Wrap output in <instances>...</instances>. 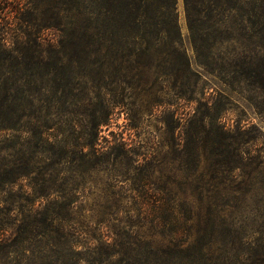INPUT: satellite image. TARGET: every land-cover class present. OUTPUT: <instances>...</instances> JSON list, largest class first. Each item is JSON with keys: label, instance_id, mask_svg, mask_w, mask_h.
<instances>
[{"label": "rangeland", "instance_id": "obj_1", "mask_svg": "<svg viewBox=\"0 0 264 264\" xmlns=\"http://www.w3.org/2000/svg\"><path fill=\"white\" fill-rule=\"evenodd\" d=\"M17 1L23 14L11 16V34L31 40L29 45L38 38L55 55L64 38L58 11L70 0ZM177 3L190 49L184 0ZM30 54L28 61H35ZM65 65L68 72L59 81L31 65L12 92L24 105L23 132L0 135V180L11 178L12 169L24 176L1 182L0 219L11 223L4 243L20 244L0 264H138L137 246L120 236L153 234L155 249L167 248L170 240L160 234L196 242L198 228L190 232L186 224L189 204L202 227L211 216L222 231L232 225L237 237L245 229L264 232V121L255 106L264 100L261 91L214 76L201 83L206 97L214 90L230 97L232 111L222 118L227 128L240 120L249 128L238 140L244 155L236 159L232 137L222 138L220 152L215 131L201 132L199 104L177 98L186 94L184 86L175 88L152 72L127 73L87 60ZM11 205L14 214L7 210ZM219 241L212 260L200 264H231L220 258ZM73 243L75 253L66 251Z\"/></svg>", "mask_w": 264, "mask_h": 264}, {"label": "trees", "instance_id": "obj_2", "mask_svg": "<svg viewBox=\"0 0 264 264\" xmlns=\"http://www.w3.org/2000/svg\"><path fill=\"white\" fill-rule=\"evenodd\" d=\"M17 5V0H0V135L23 132L24 105L22 98L12 92L17 90L24 70L29 71L28 67L35 65L46 70L54 81H59L68 72L65 64L70 62L74 66L87 60L93 65L99 64L100 68L112 66L127 73L152 72L156 78L168 79L175 88L184 86L187 96L177 98L199 104L197 115L201 132L215 131L214 146L220 152L225 145L222 138L232 137L234 157L239 159L244 155L243 145L238 140L249 128L243 126L241 120L231 129L227 128L222 118L232 111L230 97L217 90L206 97L201 83L204 77L214 76L226 84L245 82L264 95V0H184L190 49L184 44L177 0H70L66 9L58 11L59 30L64 38L55 55L49 48L44 50L45 45L42 46L38 38L29 45L31 40L21 42L11 34L15 30L11 16L18 20L23 14ZM17 28L20 34L25 32L23 25L19 27L18 24ZM30 50L35 61H28ZM255 106L264 121V100L255 102ZM8 174L11 178L6 176L5 180H0V185L24 176L14 169ZM194 209L189 204L186 224L190 232L198 228L196 242L185 244L187 242L181 241L179 234H160L163 239L167 236L170 240L167 248L155 249L153 234L145 236L133 231L120 237H126L127 243L137 246L138 264H200L204 258L211 261L212 248L219 239L222 244L218 248L220 258L225 257L227 262L264 264L263 231L249 233L245 229L237 237L232 225L222 231L211 216L202 227V220H198ZM7 210L14 214L12 205ZM213 211L209 206V212ZM1 214L0 209V217ZM0 222L1 260L14 254L20 242L14 239L4 243L11 223L2 218ZM166 223L171 224V221ZM58 226L61 230V220ZM17 227L21 230L24 226ZM254 234L259 235L258 238ZM14 235L18 237L17 232ZM69 248L66 251L74 252V243ZM82 263L84 260H76L74 264Z\"/></svg>", "mask_w": 264, "mask_h": 264}]
</instances>
